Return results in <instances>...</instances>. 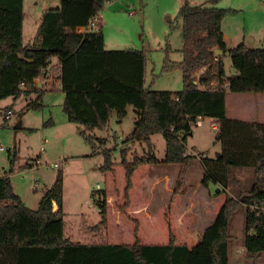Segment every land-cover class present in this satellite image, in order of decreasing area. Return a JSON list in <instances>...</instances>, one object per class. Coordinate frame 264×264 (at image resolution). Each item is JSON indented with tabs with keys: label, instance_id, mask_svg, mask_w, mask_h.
Returning <instances> with one entry per match:
<instances>
[{
	"label": "trees",
	"instance_id": "trees-1",
	"mask_svg": "<svg viewBox=\"0 0 264 264\" xmlns=\"http://www.w3.org/2000/svg\"><path fill=\"white\" fill-rule=\"evenodd\" d=\"M106 0H61L58 8L45 10L35 40L23 45V0H0V101L33 91L40 76L56 77L64 95L62 111L77 125L78 134L94 154L105 145L89 133L104 130L112 114L121 120L131 106L136 116L127 142H144L161 134L166 144L165 165L188 169L194 157L186 151L187 136L197 118L217 125L215 141L220 152L214 159L201 157V185L212 181L224 193L233 181L241 191L225 201L200 241L188 248L177 245L170 235L167 244L148 245L135 240L126 244H81L64 236L62 179L41 197L36 210L27 208L12 192L10 179L0 177V264H228V228L233 213L245 209L243 247L251 264H264V125L229 120L227 93L264 94V49L253 50L243 43L227 49L221 23L225 11L187 2L179 10L182 21V60L165 63L164 70L182 74L179 92L145 88L146 57L143 50L107 51L101 32L100 12ZM99 16L95 31L76 33ZM215 51L221 52L216 55ZM228 53L235 75L225 79L222 57ZM56 64L51 66V60ZM23 84V87H21ZM37 109L39 104L29 105ZM6 112H10L7 110ZM96 142H99L97 146ZM103 172L111 169V151L102 149ZM121 164L130 179L140 166L156 165L153 154L134 157ZM10 166L15 152L8 153ZM251 168L253 179L247 190L234 177V170ZM100 222L106 220V192L93 191ZM53 203L57 210H53ZM256 206L259 209H252Z\"/></svg>",
	"mask_w": 264,
	"mask_h": 264
},
{
	"label": "rangeland",
	"instance_id": "rangeland-1",
	"mask_svg": "<svg viewBox=\"0 0 264 264\" xmlns=\"http://www.w3.org/2000/svg\"><path fill=\"white\" fill-rule=\"evenodd\" d=\"M185 2L225 11L221 31L227 37V49L241 43L249 49H264V0H106L100 12L105 49L143 50L148 90L173 93L183 88L181 72L165 71L164 65H176L182 60V21L178 14ZM23 4V45H28L37 36L41 14L58 8L61 0H23ZM222 63L225 79L233 77L235 71L228 53L222 57ZM63 100L60 81L53 77L28 95L0 101V148H3L0 177H9L12 192L27 208L36 210L43 194L60 176L64 235L71 242L130 245L137 240L143 244H167L171 235L180 242L189 238L187 247L195 246L202 233L194 219L197 211L205 212L201 195L211 194L213 213H217L225 198L217 195L220 187L212 181L207 186L198 185L199 169H202L198 159L214 158L220 148L215 144L212 120L205 119L198 127L193 125L191 136L186 138V151L194 157L186 176L187 170L181 166L161 163L166 152L161 134L150 137V146L144 142L123 143L134 129L136 116L131 106H127L123 119L119 120L113 113L104 130L89 133L105 140V145L94 154L91 145L78 134V126L67 121L62 111ZM31 104L39 107L31 109ZM7 110L11 113L9 116H6ZM96 144L99 146V142ZM102 149L111 151L108 172L101 170ZM121 149H125L126 163H131L134 157L153 154L159 164L140 166L127 179L125 166L121 164ZM11 152L16 154L13 166L7 158ZM36 160L40 164L34 167ZM55 163L58 166L53 168ZM237 172L234 171L235 178L241 176ZM252 176L251 168L250 178L248 173L242 175L245 183L240 185L246 190L250 188ZM240 189L232 181L226 195L236 198ZM101 190L106 192L107 199L105 224L96 232L89 231V227L100 222L98 196L95 202L91 199L93 191ZM244 229L245 209L242 208L230 219L228 264H239L245 259L241 254H238L239 262L233 259L235 247L243 244ZM242 253L245 256L246 251Z\"/></svg>",
	"mask_w": 264,
	"mask_h": 264
},
{
	"label": "crops",
	"instance_id": "crops-1",
	"mask_svg": "<svg viewBox=\"0 0 264 264\" xmlns=\"http://www.w3.org/2000/svg\"><path fill=\"white\" fill-rule=\"evenodd\" d=\"M23 7H24V4H23ZM23 19H24V16H23ZM22 31H23V25H22ZM222 34H223V42L225 43V45L227 47V44H226V38L227 37L224 35L223 32H222ZM22 36H23V33H22ZM55 64H56V60L52 59L51 60V66H54ZM42 77H44L43 78L44 80L42 79L41 83H38V81H40L39 78H41V76L35 80L38 88H41V86L43 84H45L46 81L48 80V78L46 76H42ZM225 108H226V117L229 120L240 121V122H245V123H249V124L254 123V124L264 125V94H262V93H239V94L227 93V95L225 96ZM204 120L205 119L203 118L202 121H204ZM202 121H199V124ZM199 124L198 125L196 124L197 125L196 127L200 126ZM212 124H213L212 128L215 129L217 132V125L214 123L213 120H212ZM190 136H191V134H190ZM215 144L219 145V147H220V144L218 142L215 141ZM220 149H221V147L215 152L214 158H216L218 156ZM214 158H211V159H214ZM200 159H198L199 164H200ZM193 164H194V161L191 162V166ZM191 166L187 169V175L186 176L189 175L190 168H192ZM236 170H238L237 173L239 175H241V176L237 177L239 182L245 183L244 182L245 180L242 178V175L244 173H248V175H249L248 178H250V168L249 169H246V168L245 169H236ZM236 170H234V171H236ZM246 170H248V171H246ZM203 174H204L203 168L199 169V175H198L199 180H200V182L198 183L199 186H202L201 182H202ZM252 179H253V176H252ZM205 188H207V187H205ZM227 190L228 189L224 190L225 191L224 193H220V190H218L217 195L218 196H220V195L225 196L226 194H228ZM205 191H206V189H205ZM201 197H202L201 202L204 205L203 210L205 212H202V210L197 211L196 216H195L196 218L194 219L195 220L194 224H196V226L200 225L201 233H203L202 231H204V229L206 227H208L213 222V220L216 217L218 211L220 210L222 204L224 203L225 198L222 201V204H221L219 210L217 211V213L216 212L213 213L210 210L212 203H213L211 194L207 193L206 197H204V194H203V195H201ZM213 201H214V199H213ZM53 210L54 211L57 210V206L55 203H53ZM147 216H148V218H150L152 220V218L149 215H147ZM186 240L189 241V238H186ZM186 240L184 242L176 241V244L187 246V244L189 242H187ZM148 245H162V244H152L151 243ZM188 248H189V246H188ZM235 248H236V251L233 253V259L236 262H239L240 258L238 257V254H241L246 260L241 259L239 264H243L244 260L246 262L245 264H251V260L249 259L247 253L245 254V256L242 253L244 251L243 244L240 246L238 245Z\"/></svg>",
	"mask_w": 264,
	"mask_h": 264
},
{
	"label": "built area",
	"instance_id": "built-area-1",
	"mask_svg": "<svg viewBox=\"0 0 264 264\" xmlns=\"http://www.w3.org/2000/svg\"><path fill=\"white\" fill-rule=\"evenodd\" d=\"M39 1H41V0H39ZM98 20H99V16H95V17H93V18L88 22L87 26L77 28V29H76V33H81V34H83V33H86V32H88V31H95V30H96V23L98 22ZM21 87H23V84H21ZM10 114H11L10 112H6V116H9ZM196 124L198 125L199 122H196ZM0 150H3V148H0ZM39 164H40V161H39V160H36V161L34 162L33 166H34V167H37ZM52 166H53V168H56V167L58 166V164L55 163V164H53ZM95 200H96V199H95ZM91 201H92V202H95L94 199H91ZM251 208H252L253 210H254V209H259V207H256V206H253V207H251Z\"/></svg>",
	"mask_w": 264,
	"mask_h": 264
},
{
	"label": "water",
	"instance_id": "water-1",
	"mask_svg": "<svg viewBox=\"0 0 264 264\" xmlns=\"http://www.w3.org/2000/svg\"><path fill=\"white\" fill-rule=\"evenodd\" d=\"M215 54H216V55H221V52H219V51H215ZM202 119H203V118H201V117H200V118H197V119H196V122L202 121ZM17 127L19 128L20 125H18Z\"/></svg>",
	"mask_w": 264,
	"mask_h": 264
}]
</instances>
